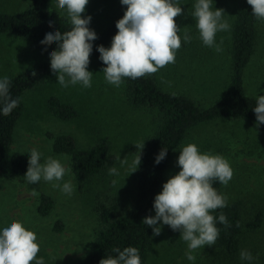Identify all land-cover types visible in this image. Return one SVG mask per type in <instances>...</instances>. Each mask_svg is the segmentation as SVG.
Here are the masks:
<instances>
[{
    "label": "rangeland",
    "instance_id": "1",
    "mask_svg": "<svg viewBox=\"0 0 264 264\" xmlns=\"http://www.w3.org/2000/svg\"><path fill=\"white\" fill-rule=\"evenodd\" d=\"M49 4L50 10L67 16L66 9L57 7V0H40ZM182 8V14L175 17L180 28L181 47L176 52L175 63L168 64L152 74L165 91L185 93L201 107H209L224 92L232 70L231 36L234 21V0H213V10L223 9V20L231 26L229 31L216 34V43L222 52L205 46L192 17L197 0H174ZM34 0H0V12L15 14L29 8ZM120 0H89L82 18L91 16L88 27L101 31L110 26L118 15ZM262 37L255 56L245 70L246 91L257 98L264 95V21ZM191 35V42L185 43L184 33ZM112 41L106 45L110 48ZM47 59V53L25 37L0 32V79L13 77ZM87 70L92 75L91 88L80 84L61 87L54 74L50 79L27 90L22 96L23 111L13 133L11 151L31 153L32 149L42 153L41 163L47 157L60 160L67 169L59 184L71 181L72 196L60 188H53V182L41 180L31 184L25 177L7 179L0 174V231L11 222H21L26 230L37 235L40 251L37 258L45 264H76L89 253L101 226L98 206L100 203L119 202L129 210L136 199L137 170L133 162L138 153L133 150L159 129L162 118L156 109L134 106L125 92L124 83L117 88L109 84L103 67L90 56ZM67 79V77H66ZM58 98L71 105L76 116L61 119L50 107V99ZM69 135L79 149H89L105 143L115 156L118 175H111L109 169L92 178L83 189L72 170L71 155L56 153L53 149L55 137ZM188 144H195L201 154L220 155L233 170V177L227 186L223 185L227 203L241 201L243 234L241 250L249 251L255 258L246 264H264V130L243 120H215L191 128L182 144L176 148L168 161L166 179L180 169L177 160L180 151ZM126 158V163L121 160ZM131 173V174H130ZM35 189L37 195L31 191ZM42 195L53 199V208L44 215L40 213ZM258 213L262 214V225L249 228L247 224ZM155 216V213H154ZM161 234L155 236V244L146 264H230V258L220 252L218 246H207L195 250V261L187 260V242L180 238L179 231H171L168 225L158 222ZM232 259V260H231ZM237 261L240 259V254ZM35 264V261L32 262Z\"/></svg>",
    "mask_w": 264,
    "mask_h": 264
},
{
    "label": "trees",
    "instance_id": "2",
    "mask_svg": "<svg viewBox=\"0 0 264 264\" xmlns=\"http://www.w3.org/2000/svg\"><path fill=\"white\" fill-rule=\"evenodd\" d=\"M234 1L235 17L231 36L232 70L230 81L224 92L211 106L201 107L185 93L165 91L152 74L137 79L123 78L129 101L137 107L158 110L162 123L153 136L148 137L141 145L133 147L138 155L140 152L141 157V163L137 168L135 203L129 210H124L119 202H114L112 205L99 204L101 226L91 250L76 264H99L101 259L109 256L115 258L118 255L113 249L119 248L122 251L126 247L137 248L141 264H146L155 244V236L153 229L145 225L143 220L145 217L154 216V200L159 194L161 184L166 179L170 156L182 144L191 128L219 119L243 120L264 130V124L257 126L256 114L253 110L257 98L247 93L244 80L245 70L250 66L262 37V20H258L252 15V8L247 0ZM117 9L118 15L114 17L110 26L101 31H94L97 39L91 41L93 48L90 56L96 58L103 68L106 65L100 59L97 47L101 45L106 47L117 34L116 23L123 18L127 6L122 5L120 0ZM71 27L69 18L50 10L46 1L34 0L29 8L15 14L0 12V32L29 38L47 53V59L44 62L9 77L11 81L10 95L12 99L18 100V106L8 116H4L0 111V174L7 179L25 176L29 166L31 153H13L11 151L14 128L23 111L22 96L27 90L47 81L54 75L50 67V53L58 50V43L42 45L41 41L48 33L60 31L63 34ZM2 107L3 105L0 103V109ZM50 107L52 112L61 119L68 120L76 116L75 109L58 98L50 99ZM164 148L167 149L166 156L157 164L156 156ZM53 149L56 153L71 155L72 170L81 189L92 178L102 174L116 162L115 156L103 142L82 150L77 147L73 137L58 135L55 137ZM180 170L173 172L171 177ZM212 186L219 194L224 195L223 185L218 180L213 181ZM53 204V199L50 196L42 195L40 213L47 215L53 208ZM221 213L227 217L229 227H225L219 222L218 217ZM210 214L216 217V227L219 229L216 246L219 247L220 252L230 258H236V260L231 259L230 264H246L243 261H237L241 252V236L244 226L241 201L227 203V207L217 209ZM262 217V214L258 213L247 226L252 229L259 228L262 225ZM170 230L173 232L171 228Z\"/></svg>",
    "mask_w": 264,
    "mask_h": 264
},
{
    "label": "clouds",
    "instance_id": "3",
    "mask_svg": "<svg viewBox=\"0 0 264 264\" xmlns=\"http://www.w3.org/2000/svg\"><path fill=\"white\" fill-rule=\"evenodd\" d=\"M88 2L57 0V7L66 9L72 27L63 34L60 31L48 33L41 41L42 45L58 43V50L50 53V67L57 76V83L63 88L77 84L84 88L92 86L93 74L87 68L93 48L91 41L96 40L97 35L88 27L91 16L82 18ZM121 3L127 6V10L116 23L118 32L112 39L111 47H97L100 59L106 65L103 69L105 79L117 88L123 78H141L175 63L176 52L181 47L180 28L174 18L182 14V8L174 0H121ZM247 3L252 8V15L264 21V0H247ZM224 14L223 9L213 10V0H197L191 14L203 44L214 47L218 53L223 51V41L216 43L217 32L231 29L223 20ZM191 39V35L185 32L184 42L189 43ZM10 83L7 76L0 79V103L3 105L0 111L4 116L10 115L18 106V100L11 98ZM253 110L257 126L264 124V95L257 97ZM166 153L167 149H162L155 162L159 164ZM41 157L42 153L38 150H31L25 181L31 184L41 180L56 181L53 188H60L64 194L72 196L75 189L71 181L62 185L58 183L67 171L60 160L47 157L41 163ZM124 163L126 158L121 160V164ZM140 163L139 152L133 162L135 170L131 173L137 170ZM177 163L181 170L163 184L162 192L155 197V216L145 217L143 223L153 229L154 236L161 234L158 222L179 231L180 238L187 242V260L195 261L192 253L205 245H215L219 237L216 217L210 212L227 207V197L219 194L212 182L218 180L227 186L233 177V170L222 156L201 154L195 144L182 148ZM109 173L119 174L115 167L109 169ZM31 194L37 195L36 190L33 189ZM218 219L225 227L230 226L223 213ZM36 241L37 235L26 230L21 222H11L0 231V264H32L33 261L35 264H45L42 257L37 258L40 246ZM113 251L118 253L115 258L109 256L101 259L99 264H141L139 250L135 247H126L122 251L116 248ZM240 259L252 262L255 258L249 251L241 250Z\"/></svg>",
    "mask_w": 264,
    "mask_h": 264
}]
</instances>
